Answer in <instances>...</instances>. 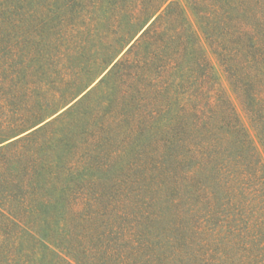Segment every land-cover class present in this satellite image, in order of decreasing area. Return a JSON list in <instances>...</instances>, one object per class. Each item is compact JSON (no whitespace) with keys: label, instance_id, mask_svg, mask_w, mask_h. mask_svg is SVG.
Returning a JSON list of instances; mask_svg holds the SVG:
<instances>
[{"label":"trees","instance_id":"trees-1","mask_svg":"<svg viewBox=\"0 0 264 264\" xmlns=\"http://www.w3.org/2000/svg\"><path fill=\"white\" fill-rule=\"evenodd\" d=\"M75 1L91 21L84 14L81 30L47 50L38 111L20 115L0 82V112L12 114L0 113V264H19L22 250L26 262L45 264L263 263L264 169L197 33L172 29L169 5L161 11L168 0ZM214 2L226 9L214 16L232 28L202 35L264 153V12L250 14L245 0ZM109 20L107 44L116 46L103 71L114 63L97 87L112 83L72 121L86 119L80 128L39 141L92 93L72 103L91 84L78 74L59 81L72 93L82 83L76 92L56 96V52L85 47Z\"/></svg>","mask_w":264,"mask_h":264},{"label":"rangeland","instance_id":"rangeland-1","mask_svg":"<svg viewBox=\"0 0 264 264\" xmlns=\"http://www.w3.org/2000/svg\"><path fill=\"white\" fill-rule=\"evenodd\" d=\"M245 1V5L250 7V9L246 8L248 12H251L250 14L256 12L255 14L259 15L260 13L264 12V5L259 9L255 5L256 1L261 3L264 2V0ZM75 3V0H0V82H2L6 88L9 86L6 95L12 104L16 103L19 108L21 107L19 112L20 115H27V117L31 116L29 112H31V110L35 112L38 111V105L42 103L43 91L39 82V80H41L39 73L43 71L44 64H46L45 60L47 59L45 57L47 50L53 48V46L56 44V41L58 40V36L61 34H72V31L77 30V27L80 30L83 27V24L80 22H84V14L86 15V13L83 9L80 10L75 8ZM218 4L219 3L214 2V0H168L164 4L161 11L167 5H169V10L166 13L165 18H167L168 22L173 26L172 29L177 28V30L180 29L181 31L189 29L197 33V44L201 46L203 54L208 59L213 74L221 84L225 93H227L226 95L232 101L237 113L250 132V136L254 142L258 154V159L254 161L258 163L257 165L259 167L264 169V153L256 141L254 133L250 129L248 121L243 114L241 105L232 92L221 63L213 54V51L209 47V43L202 35L203 30L207 31L210 29L223 27L232 28V24L223 25V23L218 21L217 17L214 16L215 13L220 14L223 13V10L226 11V9L220 10V8L215 7ZM86 16L89 18L88 21H91V15L87 13ZM155 17H153L148 22V24H150L155 19ZM119 20L121 21L120 18ZM171 20L174 23H172ZM109 22V28L105 21L100 22L98 28L101 33L94 38L89 39V43L85 47H79L78 44L73 42L70 47L71 50L68 49L67 54L64 53V55H62L63 52H56L57 57L55 60H57V64L55 65L54 76L56 82L58 83L55 89L58 91V93H55L56 96L58 97L64 94L66 98H68L70 95L76 92L74 90H77L78 87H80V84H85L90 80L91 84L89 87L72 103L80 99L89 91H92V93L90 94L88 100H84L79 106H77V108L73 109L69 115L67 114L66 116L62 117L53 126L42 132L38 136L39 141L45 142L48 140L47 136L52 132H68L70 130L69 124L73 123L72 121L78 117L79 113L83 111L89 113L90 110L88 109L90 108L91 104L95 103L97 98L101 96V93L106 91L107 85L112 83V80L110 79L105 84L97 87L98 82L107 74L114 63L113 62L106 70L103 71L104 61L112 56L116 46L114 42H112L111 45H109V43L107 44L108 41L110 42V38H112L110 36V33L112 32V20H109ZM147 25L144 26L143 30L147 27ZM114 26L117 33H126L127 24L123 23V25L120 26L114 23ZM245 26L248 27L250 25ZM105 42L106 45L104 48H101ZM127 49L128 46L123 51H121L116 60L120 58ZM53 53L54 51H52V54ZM61 62L64 63L63 67ZM67 64H69L68 68H70L68 71H66ZM78 74H81L80 80H82V83L79 85L76 83L74 89H72L73 93L70 91L71 89L69 87L64 86L63 82H59L60 79L71 80ZM93 79L95 80L92 81ZM12 80L19 82L18 87L14 86L10 88L11 82H13ZM32 82H34V84H31ZM4 94L1 92L0 96L3 97ZM63 110H61L59 113H61ZM1 112L3 113L2 116H5V118L12 116L11 112H7V109H2ZM59 113L55 114L47 121L56 117ZM86 122L87 120L85 119L82 123L80 121L79 124L76 125L73 123L74 126L71 127V130H76L75 127L77 125V128H80V126ZM41 125L42 124L39 126ZM24 134H21L20 136H23ZM106 163L108 164V159L106 160ZM117 169V166L111 165L109 173L114 175ZM20 245L21 246L19 249H23L24 246H27L25 238L20 240ZM23 254L25 253H23L22 250L18 259L19 264H26L31 260L28 259L26 262ZM37 257L38 256L31 260L32 264H45V260L47 258H45V260L44 258L43 260L41 258L40 260V258ZM45 257L50 258L49 255ZM261 264H264V262Z\"/></svg>","mask_w":264,"mask_h":264}]
</instances>
